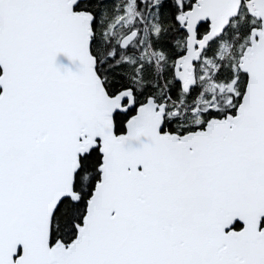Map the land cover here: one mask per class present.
<instances>
[{
  "label": "snow or ice",
  "instance_id": "snow-or-ice-1",
  "mask_svg": "<svg viewBox=\"0 0 264 264\" xmlns=\"http://www.w3.org/2000/svg\"><path fill=\"white\" fill-rule=\"evenodd\" d=\"M0 264H264V0H0Z\"/></svg>",
  "mask_w": 264,
  "mask_h": 264
}]
</instances>
